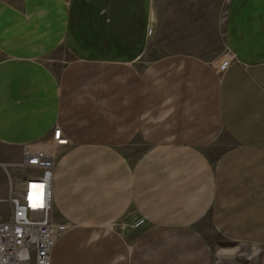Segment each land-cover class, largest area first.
<instances>
[{
  "label": "crops",
  "instance_id": "obj_1",
  "mask_svg": "<svg viewBox=\"0 0 264 264\" xmlns=\"http://www.w3.org/2000/svg\"><path fill=\"white\" fill-rule=\"evenodd\" d=\"M56 126L52 264H264V0H0V162Z\"/></svg>",
  "mask_w": 264,
  "mask_h": 264
},
{
  "label": "built area",
  "instance_id": "obj_2",
  "mask_svg": "<svg viewBox=\"0 0 264 264\" xmlns=\"http://www.w3.org/2000/svg\"><path fill=\"white\" fill-rule=\"evenodd\" d=\"M224 61V62H223ZM217 71L228 65L223 60ZM68 139L56 126L52 138L23 146L19 163H1L8 192L0 196V264H52V250L60 227L53 221V180L56 147ZM12 168L26 172L16 181ZM7 211V212H6Z\"/></svg>",
  "mask_w": 264,
  "mask_h": 264
},
{
  "label": "rangeland",
  "instance_id": "obj_3",
  "mask_svg": "<svg viewBox=\"0 0 264 264\" xmlns=\"http://www.w3.org/2000/svg\"><path fill=\"white\" fill-rule=\"evenodd\" d=\"M62 57L64 58V56ZM220 63L221 61L219 62V64ZM44 141H47V139H41L40 142ZM53 152H55V150ZM4 156V159L8 161H20L19 153H17L16 149L11 147H4ZM11 172L14 176V179L18 181L20 179V176L26 171L22 168H12ZM7 192L8 180L5 171L0 166V196H6ZM0 209L4 211V205L0 204ZM137 223L138 221L135 220L134 216L126 215L123 219H121V221H119L117 227H119L122 232L128 233L136 229V225H138ZM203 228L207 233L211 249L213 251L214 264H254L256 263V261H258L259 256L251 260L247 259V256L248 254H250L254 247H257L261 250L260 246H257L254 243L226 240L208 222Z\"/></svg>",
  "mask_w": 264,
  "mask_h": 264
},
{
  "label": "bare ground",
  "instance_id": "obj_4",
  "mask_svg": "<svg viewBox=\"0 0 264 264\" xmlns=\"http://www.w3.org/2000/svg\"><path fill=\"white\" fill-rule=\"evenodd\" d=\"M223 62H224V61H223ZM223 62L219 64V66H220V67H222V66H223Z\"/></svg>",
  "mask_w": 264,
  "mask_h": 264
}]
</instances>
